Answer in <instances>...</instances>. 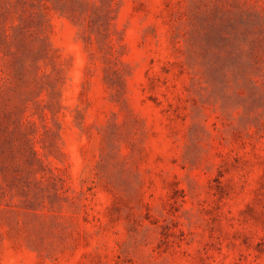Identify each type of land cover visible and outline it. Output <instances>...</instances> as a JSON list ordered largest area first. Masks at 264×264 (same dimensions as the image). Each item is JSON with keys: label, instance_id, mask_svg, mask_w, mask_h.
Listing matches in <instances>:
<instances>
[{"label": "rangeland", "instance_id": "1", "mask_svg": "<svg viewBox=\"0 0 264 264\" xmlns=\"http://www.w3.org/2000/svg\"><path fill=\"white\" fill-rule=\"evenodd\" d=\"M0 264H264V0H0Z\"/></svg>", "mask_w": 264, "mask_h": 264}]
</instances>
